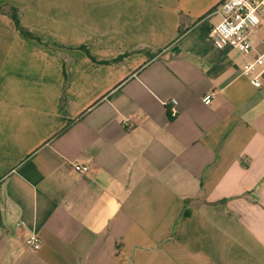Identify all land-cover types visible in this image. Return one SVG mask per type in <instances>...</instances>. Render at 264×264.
I'll use <instances>...</instances> for the list:
<instances>
[{
    "label": "crops",
    "instance_id": "obj_1",
    "mask_svg": "<svg viewBox=\"0 0 264 264\" xmlns=\"http://www.w3.org/2000/svg\"><path fill=\"white\" fill-rule=\"evenodd\" d=\"M220 1L0 0L39 37L0 12V264H264V71Z\"/></svg>",
    "mask_w": 264,
    "mask_h": 264
},
{
    "label": "built area",
    "instance_id": "obj_2",
    "mask_svg": "<svg viewBox=\"0 0 264 264\" xmlns=\"http://www.w3.org/2000/svg\"><path fill=\"white\" fill-rule=\"evenodd\" d=\"M220 20L210 32V41L216 48L231 47L244 54H253L242 70L244 76L251 78L254 86L260 85V76L264 71V32L259 33L264 24V0H221L217 5ZM214 92L208 90L202 97L204 104L211 102ZM175 99L169 101L176 104ZM72 169L79 173H88L89 167L73 164ZM22 222H17L21 226ZM23 244L29 249L37 250L40 239L31 232Z\"/></svg>",
    "mask_w": 264,
    "mask_h": 264
},
{
    "label": "trees",
    "instance_id": "obj_3",
    "mask_svg": "<svg viewBox=\"0 0 264 264\" xmlns=\"http://www.w3.org/2000/svg\"><path fill=\"white\" fill-rule=\"evenodd\" d=\"M0 12H4L6 13L14 22L15 28L20 31L22 33V35L26 38H34L39 40V37L33 33H31L29 31V29L27 27H24L21 23H20V11L15 8L12 5H0ZM82 48H84L86 51V47L81 46ZM123 55L118 56L115 59H112L110 61H120L122 60ZM67 128V125L64 126L61 130L60 133L65 130ZM187 202V200H185V203ZM184 213H186V211L184 210Z\"/></svg>",
    "mask_w": 264,
    "mask_h": 264
}]
</instances>
